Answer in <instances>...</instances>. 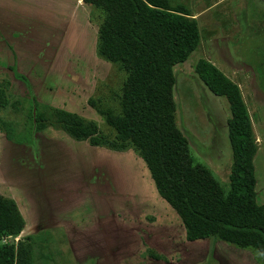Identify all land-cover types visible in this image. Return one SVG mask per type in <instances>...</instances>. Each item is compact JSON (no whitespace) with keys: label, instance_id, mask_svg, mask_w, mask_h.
<instances>
[{"label":"rangeland","instance_id":"obj_1","mask_svg":"<svg viewBox=\"0 0 264 264\" xmlns=\"http://www.w3.org/2000/svg\"><path fill=\"white\" fill-rule=\"evenodd\" d=\"M169 1L189 9L200 33L197 48L171 68L173 123L193 160L226 189L232 163L228 104L194 71L197 59L209 60L241 93L256 143L255 200L264 206V95L242 62L254 58L251 42L262 32L251 31L264 27L256 18L264 21V0ZM102 15L80 0H0V81L7 82L10 101L27 109L29 90L16 72L40 105L93 120L112 136L87 102L119 111L123 74L95 52ZM22 115L0 110L16 131ZM0 194L16 203L23 227L14 241L32 238L34 264H90L93 258L94 264H264L252 251L222 241H187L179 217L132 148L90 146L55 125L35 132L32 143L12 142L0 128Z\"/></svg>","mask_w":264,"mask_h":264},{"label":"trees","instance_id":"obj_2","mask_svg":"<svg viewBox=\"0 0 264 264\" xmlns=\"http://www.w3.org/2000/svg\"><path fill=\"white\" fill-rule=\"evenodd\" d=\"M80 1L103 11L97 22L95 52L123 74L118 112L102 110L91 98L87 100L113 135L74 112L40 105L27 79L14 72L28 88L29 100L27 109L19 100L10 101L7 82L0 81V110L23 113L18 131L15 122L0 117L6 139L32 143L35 132L55 125L90 146L115 151L132 148L144 162L157 193L179 217L187 241H222L252 251L264 263V206L255 200L252 163L256 143L237 84L207 59L195 62L197 77L228 104L226 127L232 163L226 189L208 167L193 160L185 136L173 123L171 68L197 48L196 19L182 4L170 5L168 0ZM256 18L264 25L259 15ZM260 27L251 31L256 36L262 32L259 40L251 42L253 60L242 62L253 70L255 85L264 94V27ZM22 227L16 203L0 194V264H34L32 238L14 241ZM2 238L8 241L2 242Z\"/></svg>","mask_w":264,"mask_h":264},{"label":"crops","instance_id":"obj_3","mask_svg":"<svg viewBox=\"0 0 264 264\" xmlns=\"http://www.w3.org/2000/svg\"><path fill=\"white\" fill-rule=\"evenodd\" d=\"M169 1V0H168ZM169 3H170V1H169ZM171 4V3H170ZM177 4V3H176ZM178 4H182L183 5V3H178ZM184 6V5H183ZM187 8V7H186ZM188 9V8H187ZM189 10V9H188ZM199 29V28H198ZM205 59V58H204ZM209 61V60H208ZM212 63V62H211ZM213 64V63H212ZM224 74V73H223ZM225 75V74H224ZM70 112V111H69Z\"/></svg>","mask_w":264,"mask_h":264},{"label":"flooded vegetation","instance_id":"obj_4","mask_svg":"<svg viewBox=\"0 0 264 264\" xmlns=\"http://www.w3.org/2000/svg\"><path fill=\"white\" fill-rule=\"evenodd\" d=\"M257 89H258V88H257ZM259 91H260V90H259ZM260 92H261V91H260ZM261 93H262V92H261ZM262 94H263V93H262ZM263 95H264V94H263ZM95 261H96V260L93 258V260L91 261V263H93V264H94V263H95ZM91 263H90V264H91Z\"/></svg>","mask_w":264,"mask_h":264}]
</instances>
